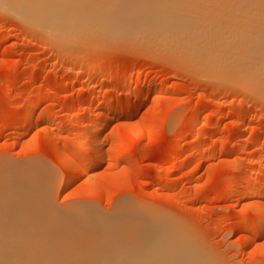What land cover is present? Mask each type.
<instances>
[{
	"label": "rangeland",
	"instance_id": "obj_1",
	"mask_svg": "<svg viewBox=\"0 0 264 264\" xmlns=\"http://www.w3.org/2000/svg\"><path fill=\"white\" fill-rule=\"evenodd\" d=\"M237 1L243 0L213 2ZM22 26L0 15V157L45 164L60 184L65 171L59 150L64 148L76 165L93 144V132L84 131L85 117L72 113L90 111L94 124L103 99L127 107L136 101L134 87L149 88L138 112L112 121L106 130L105 162L91 171L99 176H81L68 193L58 188L56 203L108 216L156 212L176 223L204 264H264V234L241 244L255 224L245 205L247 183L235 195L229 187L257 167L264 182L262 100L144 39L86 41L93 47L60 61L58 49ZM158 87L163 90L153 91ZM30 105L35 117L46 113L55 121H43L18 139V123ZM197 135L200 148L194 151ZM130 144H137L136 149L125 151ZM253 156L260 158L259 164H249ZM108 176L119 181L109 184Z\"/></svg>",
	"mask_w": 264,
	"mask_h": 264
},
{
	"label": "bare ground",
	"instance_id": "obj_2",
	"mask_svg": "<svg viewBox=\"0 0 264 264\" xmlns=\"http://www.w3.org/2000/svg\"><path fill=\"white\" fill-rule=\"evenodd\" d=\"M213 1L0 0V15L13 17L28 33H39L46 44L60 51V61L93 47L86 41L144 39L197 71L264 102V0ZM133 89L136 101L127 107L113 106L111 99L100 101L94 124L90 111L72 113L85 117L84 131L93 132V144L76 165L64 148L59 150L58 162L65 171L60 184L56 172L45 164L0 157V264H204L193 243L166 215L125 211L108 216L55 201L58 188L68 193L81 176H99L91 171L105 162L103 137L111 122L138 112L151 93L145 87ZM34 108H25L18 123L21 130L15 133L18 139L43 121H55L46 113L35 117ZM200 139L197 135L194 151L200 148ZM136 147L130 144L125 151ZM248 162L259 164L260 158L253 156ZM262 174V169L254 168L250 177L229 186L235 195L247 183L245 205L255 218L251 235L242 236V245L264 234ZM118 181L110 176L106 180L109 184Z\"/></svg>",
	"mask_w": 264,
	"mask_h": 264
}]
</instances>
